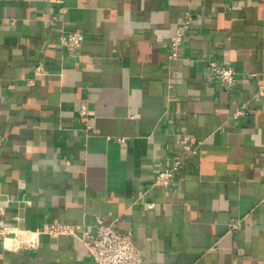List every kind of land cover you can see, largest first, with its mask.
<instances>
[{"label":"crops","instance_id":"crops-1","mask_svg":"<svg viewBox=\"0 0 264 264\" xmlns=\"http://www.w3.org/2000/svg\"><path fill=\"white\" fill-rule=\"evenodd\" d=\"M185 11L193 21L170 59ZM72 30L85 39L69 56L59 35ZM210 58L236 68L233 86L208 75ZM40 63L46 72L34 76ZM258 84L264 0H0L6 222L92 228L100 216L132 232L142 264H264ZM82 101L88 117L79 114ZM246 102L250 114L232 118ZM86 124L97 132L85 136ZM182 134L203 140L200 153L170 187L153 185L182 154ZM0 264L91 262L78 240L42 235L36 250L12 252L0 242Z\"/></svg>","mask_w":264,"mask_h":264},{"label":"built area","instance_id":"built-area-1","mask_svg":"<svg viewBox=\"0 0 264 264\" xmlns=\"http://www.w3.org/2000/svg\"><path fill=\"white\" fill-rule=\"evenodd\" d=\"M64 9H61L63 12ZM193 21L190 11H185L182 20L170 39V59H177L184 42L186 33ZM85 36L80 30L62 31L59 42L69 56L76 55L82 48ZM208 75L218 79L223 86L231 87L237 82V70L232 65H225L216 59L207 60ZM43 64H38L33 70L34 76L45 74ZM254 76V75H251ZM30 85H34V77L28 79ZM253 98L264 101V84H258L254 90ZM81 117H88L90 108L87 101H82L79 107ZM250 114L249 103L242 104L231 116L232 118L246 117ZM85 136L97 131L90 125L84 126ZM121 142L125 138L119 139ZM182 154L169 159V164L157 171L153 185L170 187L186 166V161L200 153L203 140H198L188 134H182L179 138ZM149 208L154 203L147 204ZM51 238L69 236L81 242L86 250L91 264H142L143 255L137 248L132 232H122L106 223L102 217L96 216V224L88 228L85 223L50 222L38 229L22 228L18 225L6 222V207L0 205V242L2 246L12 252L24 250H36L41 245V236Z\"/></svg>","mask_w":264,"mask_h":264}]
</instances>
